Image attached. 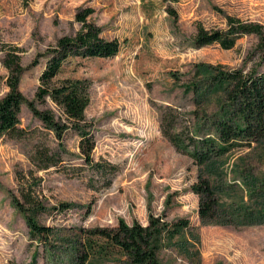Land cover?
Segmentation results:
<instances>
[{
  "label": "rangeland",
  "instance_id": "obj_1",
  "mask_svg": "<svg viewBox=\"0 0 264 264\" xmlns=\"http://www.w3.org/2000/svg\"><path fill=\"white\" fill-rule=\"evenodd\" d=\"M80 7L93 9L87 20L101 28L104 38L117 39L120 49L114 57H73L60 77L90 80L85 115L94 126L93 156L115 164L117 170L111 185L98 190L87 185V171L80 177L52 168L37 173L39 198L49 209L40 221L54 227L51 252L64 254L77 244V227L115 228L120 220L145 226L150 212L160 221L185 218L190 223V229L163 243L158 264H264V223L201 224L198 196L191 190L198 174L207 175L211 169L224 189L226 206L248 203L244 184H264V139L234 149L214 167L203 169L163 134L165 117L175 119L173 130L185 139L214 134L212 121L223 95L205 92L197 64L264 71L254 35L241 37L230 49L217 43L196 47L193 42L197 25L225 30L227 16L264 26V0H0V48L7 44L19 50L25 68L19 89L26 101H35L44 68L43 58L35 66L32 62L61 36L80 29L75 20ZM2 59L0 51V97L8 91ZM192 85L202 91L184 90ZM35 106L54 109L51 102ZM19 119L23 128L41 126L28 103L22 105ZM77 140L72 134L65 138L71 154L67 158L74 164L81 162ZM30 146L0 137V264H51L45 247L30 240L23 216L8 195L16 194L15 172L31 169ZM63 202L70 207L57 210ZM91 264L129 263L116 254Z\"/></svg>",
  "mask_w": 264,
  "mask_h": 264
},
{
  "label": "trees",
  "instance_id": "obj_2",
  "mask_svg": "<svg viewBox=\"0 0 264 264\" xmlns=\"http://www.w3.org/2000/svg\"><path fill=\"white\" fill-rule=\"evenodd\" d=\"M92 13V8L77 9L75 20L81 24L80 29L74 35L61 36L54 46L47 48L32 62L31 66H35L40 58L44 59L34 102L26 101L19 89L25 68L21 64L18 48L7 44L0 48L3 52L2 64L7 70L8 87V91L0 97V137L31 145L27 152L31 169L15 172L16 194L10 192L8 195L15 209L23 216L30 240L39 241L45 247L48 263L91 264L94 259L105 261L121 254L129 264H158L157 255L163 243H171L176 236L190 229L187 219L165 222L149 212L145 226L138 222L127 225L120 220L115 228L77 227L79 242L59 255L51 252L54 227L40 221L44 214L49 213V209L39 198L38 172H47L52 168L69 177H80L82 172L87 171V185L98 190L111 185L117 170L115 164L104 159L95 160L93 156L96 145L94 126L85 115L89 104L90 80L60 77L64 66L73 57L89 59L117 55L120 43L115 38L101 36V28L87 20ZM226 20L225 30H206L197 25L193 38L195 46L217 43L223 49H230L241 37L254 35L264 61V26L234 16H227ZM196 73L201 75L205 92L223 95L219 113L212 121L214 134L187 136L185 139L173 130L175 119L171 117H165L163 134L178 150L188 154L199 168H212L232 150L251 147L252 143L264 139V71L225 69L219 65L199 63ZM201 89L199 85H192L191 89L184 87V90H192L195 94L200 93ZM35 102H51L54 109H38ZM25 103L41 123L40 127L20 126L19 113ZM69 134L78 138L80 163L74 164L67 158L71 155L65 145V138ZM217 181L216 174L209 169L207 175L199 173L192 184L191 190L198 196L197 213L201 224L245 226L264 223V198L258 199L259 195L264 194V184L259 187L257 180L244 184L249 192L248 203L228 207L222 200L224 189L218 186ZM255 198L258 201L251 204ZM68 207L70 204L59 203L57 210ZM36 257L35 252L33 263Z\"/></svg>",
  "mask_w": 264,
  "mask_h": 264
}]
</instances>
